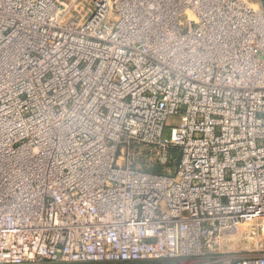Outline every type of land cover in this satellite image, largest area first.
Masks as SVG:
<instances>
[{"label":"built area","instance_id":"2783aa9c","mask_svg":"<svg viewBox=\"0 0 264 264\" xmlns=\"http://www.w3.org/2000/svg\"><path fill=\"white\" fill-rule=\"evenodd\" d=\"M182 259L264 264L262 2L0 0V264Z\"/></svg>","mask_w":264,"mask_h":264},{"label":"rangeland","instance_id":"374dc122","mask_svg":"<svg viewBox=\"0 0 264 264\" xmlns=\"http://www.w3.org/2000/svg\"><path fill=\"white\" fill-rule=\"evenodd\" d=\"M177 123H179V119L177 118H173V119H170L169 121V125L168 126H171V125H176ZM170 134V129L169 127H167L165 129V135L166 136H169ZM146 151H140L138 152V163H139V166L144 168V169H151L153 167V165H155V159H154V156L152 157V155H146L145 154ZM188 260H179V264H184L186 263ZM140 264H149L148 262H141ZM177 264V263H176Z\"/></svg>","mask_w":264,"mask_h":264},{"label":"trees","instance_id":"16d2710c","mask_svg":"<svg viewBox=\"0 0 264 264\" xmlns=\"http://www.w3.org/2000/svg\"><path fill=\"white\" fill-rule=\"evenodd\" d=\"M260 1L262 2L263 7H264V0H260ZM173 154H174L175 156H177V155H178V151H177V150H173ZM151 170L154 171V172H161V170H162V166H160V165H155L154 167L151 168ZM140 263H141V262H135V263H121V264H140Z\"/></svg>","mask_w":264,"mask_h":264},{"label":"water","instance_id":"95a60500","mask_svg":"<svg viewBox=\"0 0 264 264\" xmlns=\"http://www.w3.org/2000/svg\"><path fill=\"white\" fill-rule=\"evenodd\" d=\"M149 264H162V263H152V262H151V263H149ZM164 264H168V263H164Z\"/></svg>","mask_w":264,"mask_h":264}]
</instances>
